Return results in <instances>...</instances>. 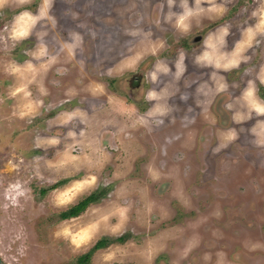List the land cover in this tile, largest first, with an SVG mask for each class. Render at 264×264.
Masks as SVG:
<instances>
[{"label": "rangeland", "instance_id": "1", "mask_svg": "<svg viewBox=\"0 0 264 264\" xmlns=\"http://www.w3.org/2000/svg\"><path fill=\"white\" fill-rule=\"evenodd\" d=\"M0 258L264 264V0H0Z\"/></svg>", "mask_w": 264, "mask_h": 264}, {"label": "trees", "instance_id": "2", "mask_svg": "<svg viewBox=\"0 0 264 264\" xmlns=\"http://www.w3.org/2000/svg\"><path fill=\"white\" fill-rule=\"evenodd\" d=\"M53 188H56V186H54ZM46 192H47V190H44V191H42V194H46ZM96 200H97V197L95 195H91V196L85 198L84 200H82L76 206H73L70 209H68L67 211L62 212L59 215V217L61 220H68L71 218L78 217L82 212H84L87 209V207L89 205L93 204ZM107 244H108V241L105 239L99 241L88 254H86L84 257H82L81 263L87 262L94 252L105 248L107 246Z\"/></svg>", "mask_w": 264, "mask_h": 264}, {"label": "flooded vegetation", "instance_id": "3", "mask_svg": "<svg viewBox=\"0 0 264 264\" xmlns=\"http://www.w3.org/2000/svg\"><path fill=\"white\" fill-rule=\"evenodd\" d=\"M192 71V70H191ZM192 72H194V71H192ZM165 80L167 81V79L166 78H164V80H162V82H165ZM127 84H128V86L129 87H131V89H132V91H137L138 93H139V91L142 89L143 90V82L145 81V76L143 75V74H133L131 77H129V78H127ZM160 82H161V80H160ZM164 86H166L165 85V83H163V84H160L159 85V87H164ZM189 86H191V84L189 85ZM194 86H195V84H194ZM158 90H161V89H158ZM159 92V91H158ZM181 99L183 98V100L182 101H184L185 99H188L190 96H188V95H186L185 93L184 94H182L181 96ZM198 97L196 96V98L195 99H197ZM137 99V98H136ZM137 101H143V97H142V95H141V97H139V99L137 100ZM168 100H166V102H167ZM181 101V102H182ZM190 111H193V112H195V110L194 109H190L189 110V114H190ZM196 113V112H195Z\"/></svg>", "mask_w": 264, "mask_h": 264}, {"label": "water", "instance_id": "4", "mask_svg": "<svg viewBox=\"0 0 264 264\" xmlns=\"http://www.w3.org/2000/svg\"><path fill=\"white\" fill-rule=\"evenodd\" d=\"M0 264H4L1 258H0Z\"/></svg>", "mask_w": 264, "mask_h": 264}]
</instances>
